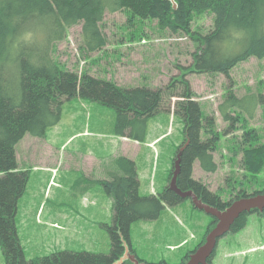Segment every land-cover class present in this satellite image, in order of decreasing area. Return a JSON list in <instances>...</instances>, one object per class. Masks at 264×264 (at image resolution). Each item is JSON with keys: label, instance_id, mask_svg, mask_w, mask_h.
Returning <instances> with one entry per match:
<instances>
[{"label": "rangeland", "instance_id": "1", "mask_svg": "<svg viewBox=\"0 0 264 264\" xmlns=\"http://www.w3.org/2000/svg\"><path fill=\"white\" fill-rule=\"evenodd\" d=\"M215 17L212 10L194 13L187 33L162 28L157 18L133 17L127 8L108 9L102 24L108 42L104 50L87 49L79 24L68 27L63 40L53 42L52 58L64 69L113 79L123 87L161 88L168 86L171 78L188 79L203 116L212 118L214 130L220 134L213 153L217 170L205 171L196 161L194 177L227 201L240 190L253 193L264 189V166L257 174L247 170L244 154L251 143L243 137L245 129L252 127L259 135L253 148L264 144V103L258 102L264 94V58L239 62L230 77L198 72L194 57L202 47L200 35L214 30ZM44 32L47 35V30ZM228 93L246 101L255 96L251 110L257 103L252 119L236 105L231 108L230 113L240 119L233 129L220 111ZM180 99L167 95L164 107L148 120L146 142L167 132L161 143L155 148H131L141 195L158 194L168 183L174 157L184 141V119L174 113ZM115 127L112 106L74 95L63 101L60 123L50 127L45 137L27 135L17 145L19 168L29 175L16 213L27 260L60 251H111L108 226L114 224V197L99 181L119 171L115 159L124 155L118 153L119 146L113 141ZM85 128L89 134L79 133ZM69 137L68 144L62 145ZM91 155L100 162L91 164ZM45 166L56 171L51 181L52 173L41 170ZM206 223L209 215L189 199L174 206L165 204L158 218L134 221L130 237L140 260L135 264H182L186 252L206 233ZM0 264H6L1 246ZM213 264H264V214L251 213L243 230L222 237Z\"/></svg>", "mask_w": 264, "mask_h": 264}, {"label": "trees", "instance_id": "2", "mask_svg": "<svg viewBox=\"0 0 264 264\" xmlns=\"http://www.w3.org/2000/svg\"><path fill=\"white\" fill-rule=\"evenodd\" d=\"M124 8L129 9L133 17L157 18L162 28L187 33L194 13L212 10L216 15L215 28L200 35L202 47L195 52L198 72L223 73L230 77L231 70L239 62L250 57L264 58V0H0V246L6 264H121V261L135 264L130 237L134 221L158 218L165 204L174 206L188 199L201 210L191 198H182L169 186L177 153L183 145L177 179L181 190H193L203 203L220 210L242 197L264 193V189L253 193L240 190L225 202L221 193L211 191L194 177L196 161L205 171L217 170L213 153L220 134L214 130L212 118L203 116L185 77L171 78L168 86L161 88L123 87L113 79L96 77L85 71H70L54 61L53 42L63 40L67 28L79 24H82L81 34L87 49L104 50L108 43L102 30L105 13L108 9ZM25 43L29 45L26 47ZM74 95L112 106L116 110L115 134L138 141L146 138L148 120L164 107L166 96L170 99L180 97L174 113L184 119V141L174 157L168 183L158 194H140L137 164L123 155L115 159L119 171L99 181L114 197V224L108 226L111 235L109 253L60 251L27 260L18 234L16 213L29 175L27 170L19 168L16 148L27 135L45 137L50 127L60 123L63 101ZM251 98L255 96L246 101L245 97L239 98L235 93L226 95L220 111L226 121H231V129L240 120L230 113L233 106L246 113L248 119L253 118L257 103L251 110L255 101ZM258 102L264 103V94ZM243 137L251 143L244 154L247 170L257 174L264 166V144L253 148L259 139L255 128L245 129ZM230 188L228 183L227 190ZM255 212L264 214V210L257 208L242 213L225 235L243 230L248 224V216ZM208 215L206 233L186 252L182 264L188 262L191 254L205 243L216 227L217 217ZM217 246L207 258V264H213Z\"/></svg>", "mask_w": 264, "mask_h": 264}, {"label": "water", "instance_id": "3", "mask_svg": "<svg viewBox=\"0 0 264 264\" xmlns=\"http://www.w3.org/2000/svg\"><path fill=\"white\" fill-rule=\"evenodd\" d=\"M174 7L177 8V4L174 3ZM184 146L181 147L177 154V158L174 163L173 176L169 183V186L182 198H191L194 204L206 213L211 214L218 219L216 227H214L208 234L204 244H202L194 253L191 254L190 259L186 264H207V258L212 254L217 246L218 240L230 231L232 224L235 220L244 212H249L252 209L264 210V193H260L253 196L242 197L232 202L226 209L220 210L217 207L211 206L207 203H203L199 199L198 195L193 190L183 191L177 185L178 175L181 171V155ZM134 261H137L132 256ZM122 262V261H121ZM120 262V263H121ZM138 263V261H137Z\"/></svg>", "mask_w": 264, "mask_h": 264}, {"label": "crops", "instance_id": "4", "mask_svg": "<svg viewBox=\"0 0 264 264\" xmlns=\"http://www.w3.org/2000/svg\"><path fill=\"white\" fill-rule=\"evenodd\" d=\"M86 129V128H85ZM79 133H88L89 134V131H88V129H86V131H84V130H80V132ZM167 132H165V133H162V134H160V135H157V136H155L154 138H153V140H149L148 142H146V140L145 141H143V142H139V141H134V140H131V139H129V138H125V137H116V135L114 136V139H113V141H114V143L116 144V146H119L118 148H119V151H118V153H123L124 154V156H133L134 158H131V157H129V158H131V159H135V157H136V155L134 156V154L132 153L131 154V151H132V147L134 146V147H136L137 149H141V146L143 145V146H145V145H148L149 147H152V148H155L156 147V145L157 144H159V143H161V141L162 140H160L161 138H163V136L166 134ZM82 136H87V135H82ZM71 137V136H70ZM70 137L66 140V141H64V142H62V145H65V144H68V142L70 141ZM129 140L128 142H124V140ZM73 142V141H72ZM71 142V143H72ZM57 151H58V149H57ZM64 152V151H63ZM122 155V154H121ZM91 157V159H92V163L91 164H94V163H96V162H100V159H97L96 158V156H93V155H91L90 156ZM103 164V163H102ZM58 166H59V164H57ZM54 168V167H53ZM53 168H49V166H45V168H42L41 170L42 171H45V172H49L50 174L52 173V169ZM68 168H70V167H68ZM52 177H53V175L51 176V178H50V181H51V179H52Z\"/></svg>", "mask_w": 264, "mask_h": 264}, {"label": "flooded vegetation", "instance_id": "5", "mask_svg": "<svg viewBox=\"0 0 264 264\" xmlns=\"http://www.w3.org/2000/svg\"><path fill=\"white\" fill-rule=\"evenodd\" d=\"M225 202H227V201L225 200Z\"/></svg>", "mask_w": 264, "mask_h": 264}]
</instances>
